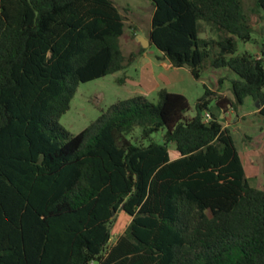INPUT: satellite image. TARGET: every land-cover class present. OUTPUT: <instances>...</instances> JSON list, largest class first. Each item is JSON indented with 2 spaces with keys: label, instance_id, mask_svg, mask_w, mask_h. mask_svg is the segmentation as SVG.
Here are the masks:
<instances>
[{
  "label": "trees",
  "instance_id": "obj_1",
  "mask_svg": "<svg viewBox=\"0 0 264 264\" xmlns=\"http://www.w3.org/2000/svg\"><path fill=\"white\" fill-rule=\"evenodd\" d=\"M150 3L149 45L196 80L230 70L232 96L203 83L188 116L182 93L133 95L70 134L58 120L78 83L145 48L123 53L113 0H0V264H264V189L222 122L247 97L264 117V49L237 50L252 39L244 0ZM119 211L130 221L112 240Z\"/></svg>",
  "mask_w": 264,
  "mask_h": 264
},
{
  "label": "rangeland",
  "instance_id": "obj_2",
  "mask_svg": "<svg viewBox=\"0 0 264 264\" xmlns=\"http://www.w3.org/2000/svg\"><path fill=\"white\" fill-rule=\"evenodd\" d=\"M113 1L119 7L120 12L125 16L124 33L120 37L119 42L123 53L128 55L131 52L139 50L141 45L139 46L138 41H136L134 32L135 35L143 37L147 34L153 8L150 0ZM244 7L252 27V39L250 41L239 40L237 42V50L238 53L245 50L254 53L264 49V16L262 12L255 11V7L251 1L244 0ZM200 36L208 38L211 37L212 34L205 27L200 33ZM260 45L263 46L260 47ZM143 48H145V50L142 54L145 53L148 59H152L155 54L160 53L152 44ZM140 55L141 54L138 56ZM260 56V54H257V57ZM136 60L137 59L134 61ZM262 62L264 66V57ZM133 64L130 69L127 70L126 68L130 65L125 69L107 74L103 77L86 82H79L70 100L69 109L65 111L58 120L59 124L70 134L78 133L93 121L100 114L101 110L117 100L128 99L131 89L134 87L128 77L131 76L133 79L138 78L135 72L136 67ZM232 75L235 76L233 72L226 68H219L218 70L207 68L201 73V78L199 80L189 75L182 76L176 88L181 87L189 100L190 109L187 111V115L192 116L194 114V104L197 98L203 93V83L209 86L211 90L231 97L230 84L226 76L232 77ZM220 78L221 81H219ZM147 98L155 102L157 99V91L151 93ZM208 107L213 114L220 117L221 111L215 105L214 101H211ZM257 108L255 99L247 97L244 105L238 112L235 113L229 110L226 112L225 119H223L222 122H227L235 141V146L237 150L243 154L242 160L250 184L264 189V117L257 113ZM134 134H137V132H134ZM161 135L162 131H159L153 133L151 138L154 141L161 142ZM248 150L251 152L252 161L244 158ZM169 153L171 158L178 155L174 145L169 146ZM129 221L130 217L122 211L114 215L111 226L112 240L126 228Z\"/></svg>",
  "mask_w": 264,
  "mask_h": 264
},
{
  "label": "crops",
  "instance_id": "obj_3",
  "mask_svg": "<svg viewBox=\"0 0 264 264\" xmlns=\"http://www.w3.org/2000/svg\"><path fill=\"white\" fill-rule=\"evenodd\" d=\"M144 37L147 38V34ZM146 56L147 55L145 53L141 54L136 58L137 59L136 61H133L130 64V66L126 68V70L130 69L132 64L135 62L133 65L136 67L135 72L138 76V78L136 79H133L131 76L128 77V79L133 83L134 86L131 89L129 97L133 95H144L145 97H147L154 91H158L160 89H166L167 91L179 92L182 94L185 93L181 87L180 88H176V87H178L177 84L180 82L182 76L183 77L187 75H189L190 77L192 76L188 68L173 67L167 59L161 57V53L155 54V56L152 57V59H148ZM223 117L224 114L222 117L220 115L219 118L221 119ZM223 125L228 126L226 121L225 123H223ZM249 151L250 150L246 151L247 152L245 154L246 157L244 158L252 161L251 152ZM239 154L242 158L243 154L240 152Z\"/></svg>",
  "mask_w": 264,
  "mask_h": 264
},
{
  "label": "water",
  "instance_id": "obj_4",
  "mask_svg": "<svg viewBox=\"0 0 264 264\" xmlns=\"http://www.w3.org/2000/svg\"><path fill=\"white\" fill-rule=\"evenodd\" d=\"M135 39H136V41H138V42L140 43V45H141L142 47H146V46L149 45V40H148L147 38L143 37V36L136 35V36H135ZM255 105H256L257 107H259L258 99L255 100ZM222 116H223V113L221 114V117H222Z\"/></svg>",
  "mask_w": 264,
  "mask_h": 264
},
{
  "label": "built area",
  "instance_id": "obj_5",
  "mask_svg": "<svg viewBox=\"0 0 264 264\" xmlns=\"http://www.w3.org/2000/svg\"><path fill=\"white\" fill-rule=\"evenodd\" d=\"M204 118H205V120H208L209 119V113L208 112H205L204 113Z\"/></svg>",
  "mask_w": 264,
  "mask_h": 264
}]
</instances>
